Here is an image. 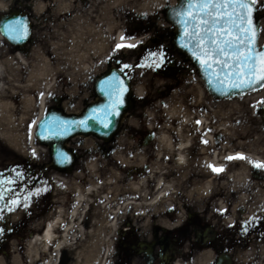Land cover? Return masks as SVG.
Listing matches in <instances>:
<instances>
[{"label": "rangeland", "instance_id": "374dc122", "mask_svg": "<svg viewBox=\"0 0 264 264\" xmlns=\"http://www.w3.org/2000/svg\"><path fill=\"white\" fill-rule=\"evenodd\" d=\"M143 1L34 0L33 7L37 13L46 7H52V15L47 16L42 23L35 25L33 37L29 41L25 53H20L23 60L16 56L13 48L7 46L0 39V60L11 57L17 66V71L14 75L12 74L13 76L6 75L7 77L4 78L0 76L2 83L0 99L6 100L10 107V113L13 116L11 122L19 126L16 130L22 135L27 149V152L22 154L10 147L5 138L0 136V179L15 181L13 184L4 185L7 189H11V191H6V193H10L11 199L15 196L23 198L28 195L31 190L29 188L33 183L31 174L38 170L42 169L43 173L37 176L38 180L34 184L45 181L52 184V165L48 148L40 144L36 138L33 144L35 149L30 144L31 130L37 119L38 105L34 102L29 105L24 104L22 94L24 87H19L25 83L33 61L37 58L49 61L48 64L51 67L49 81L52 86L47 90L48 99L50 100L52 95L61 96L64 98V109L78 111L86 103L94 100L93 81L107 69L109 57H121L124 63L137 65L148 56L146 53L137 55L135 49L114 52L116 42L113 30L108 28L106 23L108 16L115 19L114 26L116 30L122 32V36H127V39H135L134 44L141 42L148 48L152 46L154 49L158 45L166 48L168 61L175 63L176 69L174 68L166 75L154 73L150 68L133 67L127 70L131 74L132 106L122 117L114 136L108 141H102L94 136H77L72 139L83 147H87L88 152H111V155L100 157V161L104 163L101 170L104 172L103 183L105 184L102 193L107 195L106 199L104 198L105 203L120 196L131 200L130 195L135 194L140 203L135 207L138 210V216L145 219L146 227L149 224V214L145 213L147 209L161 210L176 202V190L180 185L178 176L180 167L172 161V153L164 149L163 142L160 140L163 136L173 134L174 129L179 127V116L193 121L192 125L186 128L187 132L191 130L193 133V142L188 148V153L192 152L195 145L198 134L196 121H198L197 115H199L200 118L206 119L208 125L211 121L210 129L217 133L221 132L220 127L226 123L227 141H232L233 156L240 151L247 154L245 160H232L234 170L259 162L254 157L264 161V128L258 111L259 104L264 100V88L232 99H214L204 87L196 68L173 47L175 27L166 19L165 8L176 4L177 0H159L150 6L143 5ZM108 3H110V7ZM104 4L112 10L104 11L106 8L103 7ZM63 7L64 9H62ZM258 13L260 18L259 42L262 44L264 43V11L258 9ZM74 18L77 20V26L72 28L66 26V23H70ZM149 21L152 23V29L143 32L140 26L149 23ZM105 34H107V38L103 37ZM102 37L106 39V46L104 50L98 52L94 48L95 39H102ZM151 40L152 42H150ZM82 42L86 44L83 70L73 67V59H79V57L69 54L73 45H79ZM165 67L167 66L164 65L158 70L164 71ZM54 77H58L57 81ZM33 89L32 87L27 88L28 94L32 95ZM47 105H52V102L47 101ZM174 107L177 108V111H172ZM206 123L199 125L204 127L207 125ZM150 133L154 134V139H149L148 143L144 144ZM33 152L36 153L35 157L32 155ZM92 157L89 155L90 162L95 161ZM188 159L191 161L190 156ZM92 164L89 163V166L91 167ZM167 164L169 165L167 166ZM145 166L151 168V171L137 178L127 177L126 172L129 169ZM14 169L22 174L19 179L16 178ZM113 172L116 175L115 178L111 176ZM239 176L240 174H233V178H239ZM164 177L168 180L166 181ZM141 178L144 179V183L139 192L124 188L128 183ZM151 178L164 181L168 187L167 196L160 205H141L139 194H144L148 202L152 199L148 196L146 188V184L151 182ZM20 182L23 184L21 188L18 187ZM191 192L190 189L188 195ZM33 198L37 197L32 196L30 199ZM104 209L107 210L108 207ZM101 210L102 208L99 207L100 213ZM143 212L146 214L145 217L141 216ZM104 215L106 218L111 214L109 212ZM128 216H131V211L122 214L121 217ZM161 223L173 226L165 221H161ZM107 226L110 225L107 224ZM116 228L108 232L110 246L106 249L109 252L107 258H109L105 264L112 262L113 256L110 251L115 239ZM0 263L2 264V262ZM7 264H20L19 256H14Z\"/></svg>", "mask_w": 264, "mask_h": 264}, {"label": "flooded vegetation", "instance_id": "af4514ba", "mask_svg": "<svg viewBox=\"0 0 264 264\" xmlns=\"http://www.w3.org/2000/svg\"><path fill=\"white\" fill-rule=\"evenodd\" d=\"M33 1L0 0V21L2 17L9 15L27 16L34 33L35 25L52 15V7H46L37 13L33 7ZM40 13L42 17H38L41 16ZM140 29L147 32L152 29V23L149 21L140 26ZM3 43L13 48L14 53L17 51V46L10 45L6 40H3ZM161 48L168 58V50L162 45L153 49L152 46L148 48L144 43L139 42L135 53L148 55ZM19 50L23 52L24 48ZM123 63L121 57H110L107 60V69L113 65L120 68ZM165 66L167 67L163 68L164 71L160 72L156 69L153 72L166 75L174 68L176 69L175 63H170L168 60ZM127 74L131 79V74ZM54 79L57 81L58 77ZM95 100L96 96L93 101ZM51 102L56 109L68 114L81 113L89 103L78 111H72L64 109V98L61 96L52 95ZM258 111L261 115L260 108ZM210 123L212 122L209 121V125ZM209 125L200 129L202 131H199L196 136L192 152L187 154L192 164L185 168L180 167L178 174L180 185L177 187V200L173 205L170 204L161 210L147 209L145 213L149 214V224L145 227V219L138 216V210L135 207L139 201L135 194L130 195L132 198L129 200L130 207L134 209L125 210V213L131 211V216L121 218L116 228L110 251L113 258L112 262L107 264H264V170L255 168L253 164L234 170L233 161L226 159L233 154L232 141L223 143V135H218L215 130L210 129ZM206 133L209 134L211 141L203 138ZM202 140L207 143H202ZM65 146L72 153L73 160L69 168L59 169L52 158V186L46 183L34 184L42 171L36 173L32 171L33 183L29 190L31 189L32 192L36 188L47 190L42 191L39 196H36L37 198L29 199L27 210L19 207L16 211L9 213L5 209L6 218L0 219V228L7 229L3 235H0V260L3 264L10 262L14 256H19L22 264H27L25 256L30 249L44 254L52 252L53 248L39 250L34 243L43 233L45 224L51 217L52 221L59 219L55 231L57 236L63 234L64 228L79 223L83 232H86L91 213L99 212V207L105 204L101 191L104 178L101 168L104 163L100 161V157L111 155V152H88L87 147L72 140H69ZM240 153L247 156L243 151ZM89 155L93 156L94 162H90ZM212 158L220 167H223V172L215 173L208 167L210 165L208 161ZM221 159L223 160L220 161ZM89 163H93L91 167ZM149 171H151L149 167H135L129 169L126 175L137 178ZM233 174H240V176L233 178ZM164 179L168 180L166 177ZM150 181L146 184V188L151 198L156 192L154 181L157 179L151 178ZM92 182L100 188L90 195L92 207L88 208L86 199L77 204L78 189L83 190L85 198L86 191L91 187ZM18 187H23L22 182L18 184ZM4 188L7 189V187ZM190 189L192 192L188 195ZM165 192L167 193L168 190ZM5 198L6 201L11 199L10 193L5 192ZM123 198L125 197L120 196L112 203L113 205L110 204V211L114 210L115 206L118 207ZM2 207L3 202H0V208ZM221 209L226 210L223 215H221ZM253 217L257 219L253 220ZM75 218H79L78 221H75ZM104 219L110 222L112 216L104 217ZM161 221L173 226H168ZM245 221H251V223L246 225ZM242 226L247 228L246 232L242 231ZM74 234L77 236L76 232ZM79 246L80 243L77 241L75 252L79 251ZM60 253L63 258L59 264H70L71 251L62 248ZM97 253L100 264H105L109 258H107L109 252L101 242Z\"/></svg>", "mask_w": 264, "mask_h": 264}, {"label": "snow or ice", "instance_id": "6c2138e0", "mask_svg": "<svg viewBox=\"0 0 264 264\" xmlns=\"http://www.w3.org/2000/svg\"><path fill=\"white\" fill-rule=\"evenodd\" d=\"M195 9V11H193ZM264 11V0H198L193 4L191 0L187 9L175 13L176 22L183 28L181 47L191 52L192 58L198 61L203 70L207 82L216 91L224 93L230 89H252L257 86L264 88V49L257 51L260 36V20L256 15L257 10ZM5 35L11 40H22L28 36L29 25L24 18L10 19L2 25ZM191 29V30H190ZM127 36H121V41ZM183 41H187L184 43ZM137 48L133 43H116L114 52ZM167 56L161 48L158 51L148 53L144 61L137 65L123 63L118 75L113 72L111 76L101 81V91L108 97V103L101 108L92 109L91 113L81 120H62L58 117L45 120L38 125L42 139H52L68 134L73 126L88 129L95 122L103 129L108 130L115 122V118L121 115L122 106L125 103V94L129 92L130 86L125 83L127 70L133 67L160 69L167 63ZM264 103V102H262ZM197 124L200 121H196ZM202 143L207 141L202 140ZM33 157L36 153H32ZM61 162H70L67 153L57 151ZM227 160H245L246 157L240 153L235 156L226 157ZM253 163V162H250ZM253 166L264 170V163L254 162ZM215 173L224 171L222 167L208 165ZM17 179L21 177L18 170H13ZM14 180L0 179V219H5L4 211L12 213L19 207L25 210L29 208V199L39 196L47 189L36 188L34 192L29 191L23 198L15 196L6 201L4 185L13 184ZM223 215L226 210H220ZM257 219L256 217L252 218ZM251 221H245L250 224ZM232 227V225H229ZM7 231L0 228V235ZM242 231L247 228L242 226Z\"/></svg>", "mask_w": 264, "mask_h": 264}, {"label": "bare ground", "instance_id": "6f19581e", "mask_svg": "<svg viewBox=\"0 0 264 264\" xmlns=\"http://www.w3.org/2000/svg\"><path fill=\"white\" fill-rule=\"evenodd\" d=\"M114 1V0H109ZM143 5L150 6L152 3H157L159 0H144ZM68 5V4H67ZM109 7L111 6L110 3H108ZM141 5V4H140ZM65 7V5H64ZM64 7L62 9H64ZM103 7L104 11L107 9L112 10V8H107V6L104 4ZM102 7V8H103ZM134 8V6H131ZM108 11V10H107ZM76 18H74L73 21L70 23H66V26L73 27L77 26ZM115 19L112 17L107 18V26L108 28H111L113 30V37L116 43H134L135 39H126L124 41H121L122 32L120 30H116V27L114 26ZM97 37V36H96ZM103 37L107 38V34H105ZM102 37V39H95V50L99 52V50H104L106 44L105 40ZM90 47V46H89ZM86 44L85 42L79 43V45H73L72 49L69 50V54L76 57L78 56L79 59H73V67L83 70L84 68V58L86 55ZM19 59L23 60L20 54L16 55ZM49 61L46 59L37 58L35 61H33V64L31 65V68L29 69V72L25 78V83L23 85H19V87H24L23 91V102L26 105H29L30 103H37L38 110H37V116H39L45 106H46V100L48 96V91L52 84L49 81L51 79L50 71L51 67L49 66ZM2 68V69H1ZM0 76L2 78L7 77L6 75H14L17 71V66L13 61V58L7 57L0 60ZM7 72V73H6ZM19 74V73H18ZM17 74V77H18ZM12 75V76H13ZM2 83H0V86ZM34 88L40 91L39 98L35 97L34 95L28 94L27 88ZM33 89L32 93H35V90ZM4 101V102H3ZM172 111H177V108H173ZM179 111V110H178ZM12 114L10 113V107L8 106L6 100L0 99V136L5 138L6 143L15 149L16 151L20 153H26L27 149L23 142L22 135L16 130L18 125H14L11 122ZM198 121H200L201 125H204L206 123L205 118H198ZM180 125L176 129H174L173 134L170 136L166 135L163 136V138L160 140L163 142L164 149L168 152L172 153V160L173 162L178 165L179 167H186L187 165H191L192 162L188 159V148L192 145L193 142V133L190 130V132L186 131V128L190 125H192L193 121L190 119H187L186 117L179 116ZM35 122L32 127V134H31V146L35 149L33 146L35 137H34V130H35ZM199 123V124H200ZM198 131H200V128H197ZM223 135V143H227V124L224 123L219 129ZM205 139L208 141H211V138L209 137V134H205ZM241 154V153H240ZM246 156V155H245ZM257 161L263 162V160L260 161V158L254 157ZM210 165H213L215 167H220L216 160L212 158L208 161ZM154 167V166H153ZM113 174V175H112ZM111 174L113 178H115L114 172ZM144 183V179H139L137 181H133L128 183L124 188L126 189H132L136 192H139L142 188V185ZM156 184V192L151 197V201H147L144 194H139L140 200L142 201L141 205H148V206H157L162 204L163 200L166 197L167 185L164 183L163 180L159 179L155 182ZM102 188L101 191L105 189V184L101 183ZM91 187L86 191L87 196L85 195V198L83 196V190L80 188L77 191V200L79 204L84 199L88 202V208H91L90 204V195L91 193H95L100 188L97 187L95 182H92L90 184ZM88 197V199H87ZM107 195H104L103 198L106 199ZM114 200L106 201V203L102 206L103 211L100 212H94L91 213V219L89 221V226L87 228L86 232H83V229L80 227V224L68 226L63 229V234L61 236H57L55 234L56 227L58 225L59 219L56 221L49 220L45 227L43 233L37 237V239L34 241L36 244V247L39 250H46L49 248H53L52 252L49 253H38L34 249H30L27 254V264H58V258L60 255V250L62 248H67L71 251L72 258L70 261V264H100L101 261L99 259V255L97 253V248L100 244L105 248H109L110 242L108 237V232L116 228L121 220L122 214L125 212L126 209L130 207L131 202L128 201V199L123 198L122 203L116 207L115 209L110 211V214L112 216V219L110 222L106 221L104 219L105 215L107 214L105 207L112 204ZM140 204V203H139ZM113 205V204H112ZM115 205V204H114ZM138 205V204H137ZM142 215L145 217L146 214L142 213ZM73 216V215H72ZM79 218H75V221H78ZM107 224L110 226L108 227ZM77 227V229L75 228ZM74 232L77 233V236L74 234ZM77 241L80 243L79 251L75 252L74 248L76 247ZM1 264V263H0Z\"/></svg>", "mask_w": 264, "mask_h": 264}, {"label": "water", "instance_id": "95a60500", "mask_svg": "<svg viewBox=\"0 0 264 264\" xmlns=\"http://www.w3.org/2000/svg\"><path fill=\"white\" fill-rule=\"evenodd\" d=\"M191 2L193 4L197 3L198 0H191ZM189 3V0H177V4L168 7L167 12H166V17L167 19L175 26L176 28V32H175V36H174V40H173V44L174 46L182 53H184L189 59L190 61L195 65V67L197 68L199 75L201 77V79L203 80V83L206 87V89L214 96L217 98H230L236 95H240L243 94L247 91H250L252 89H230L224 93H221L220 91H216L214 89L213 86H210L209 83L207 82V78L203 72V70L200 68V65L198 63L197 60H195L194 58H192L191 56V52L184 47H181V43H182V37H183V28L182 26L176 22L177 18L175 16V13L181 10H185L187 9V5ZM193 11H195V9H193ZM257 15V13H256ZM258 16V15H257ZM15 18H24L25 20H27L25 17H20V16H6L2 19L1 23H0V33L6 38L8 39L12 44H24L27 40V38L29 37L31 31H30V25H29V30H28V36L25 39L16 41V40H11L9 39L5 33H4V29L2 27V25L4 24L5 21L10 20V19H15ZM191 30V29H190ZM184 43H187V41H183ZM264 49V44L261 45V47L259 48V46H257V51ZM113 72H116L118 75H121L122 78H124V75L120 73V71L115 68L112 67L110 68L107 72H105L102 76L98 77V79L95 81L94 83V90L96 92V94L98 95V97L100 98V101L97 103H92L90 105H88L85 110L82 112V114L80 115H63L60 112L57 111H53V110H49L47 111L42 117L41 119L38 121L37 126H36V130H35V136L38 139V141L42 144L47 145L50 148V153H51V157H53L54 162H56V164L59 166V168H65L68 167L70 162L72 161V156L69 153L68 150H66L64 148V142L66 140H68L69 138L75 136V135H94L98 138H101L103 140H108L117 130L120 119L122 117V115L130 108V90L128 93L125 94V103L122 106L121 109V115L119 117L115 118V122L113 123L112 127L108 130L103 129L101 126H99L98 124H96L95 122H92L90 124V127L88 129H83V128H78L73 126L72 130L63 136H59V137H54L52 139H42L40 137V128L38 127V125L40 123H42L43 121L50 120L52 118H60L62 120H81L83 119L85 116L89 115L92 111V109L94 108H101L103 105L108 103V97L101 91V81L106 79L107 77L111 76V74ZM125 83L128 84L130 86L128 77L125 79ZM260 88L259 86L256 87V89ZM262 110V119L264 122V103L261 107ZM62 151L65 152L69 155L70 157V162L64 163L61 162L56 153L57 151Z\"/></svg>", "mask_w": 264, "mask_h": 264}]
</instances>
